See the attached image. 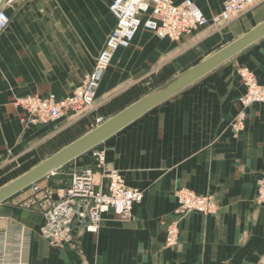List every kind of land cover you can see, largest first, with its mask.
<instances>
[{"label": "crops", "instance_id": "0c3cea01", "mask_svg": "<svg viewBox=\"0 0 264 264\" xmlns=\"http://www.w3.org/2000/svg\"><path fill=\"white\" fill-rule=\"evenodd\" d=\"M193 1L207 17L225 2ZM111 2L25 0L13 16L7 10L11 22L0 36V182L33 169L264 21L262 1L222 27H204L178 41L141 28L128 48L115 52L91 108L51 123L24 122L14 99H63L92 70L115 24ZM241 67L264 81V38L96 147L128 187L144 192L130 219L105 216L94 234L75 221L70 243L56 249L39 234L43 216L20 207L30 195L27 188L0 204V248L22 230L30 237L28 264H263L264 204L256 196L264 176V103L248 110L243 132L227 129L245 92ZM83 167L93 168L95 189L106 191L90 152L37 184L60 198ZM181 188L211 195L217 213L181 219L178 244L170 249L166 230L177 221L175 194Z\"/></svg>", "mask_w": 264, "mask_h": 264}, {"label": "built area", "instance_id": "2783aa9c", "mask_svg": "<svg viewBox=\"0 0 264 264\" xmlns=\"http://www.w3.org/2000/svg\"><path fill=\"white\" fill-rule=\"evenodd\" d=\"M18 1L6 0L0 8V36L11 22L7 8ZM262 1L225 0L220 12L207 17L193 0L180 3L172 0H112L109 11L115 21L114 27L92 70L81 84L63 99L53 94L27 95L14 99V105L25 113L24 122L27 124L51 123L66 114L75 115L93 106L100 79L115 52L128 48L141 28L159 39L178 41L183 35L204 27H222ZM237 73L245 92L237 100L238 110L227 125V129L234 134L245 130L248 110L256 104L264 103V81L260 82L247 67H241ZM100 123L98 119L97 124ZM90 154L94 168L107 181L106 191L95 189L93 168L83 167L72 175L70 186L62 197L56 199L52 189L35 183L28 187L29 197L20 203L21 208L37 211L43 216L44 222L39 234L53 248L63 249L70 243L75 221H78L84 233L94 234L99 231L105 216L128 220L132 217L134 207L143 201L144 192L128 187L121 173L109 167L102 151L94 148ZM175 196L177 221L167 227L165 237V246L170 249L178 244V223L181 219L192 213L204 216L217 213V205L211 195H199L190 189L181 188ZM256 201L264 204V176L257 182ZM29 246L30 237L22 230L12 242L3 240L0 264H28L24 254Z\"/></svg>", "mask_w": 264, "mask_h": 264}, {"label": "water", "instance_id": "95a60500", "mask_svg": "<svg viewBox=\"0 0 264 264\" xmlns=\"http://www.w3.org/2000/svg\"><path fill=\"white\" fill-rule=\"evenodd\" d=\"M6 0L0 1V8ZM264 38V21L259 25L204 59L157 93L145 97L111 119L101 123L87 134L64 147L33 169L0 188V204L22 192L49 174L62 168L131 125L159 104L193 85L207 74L236 57L242 51Z\"/></svg>", "mask_w": 264, "mask_h": 264}, {"label": "rangeland", "instance_id": "374dc122", "mask_svg": "<svg viewBox=\"0 0 264 264\" xmlns=\"http://www.w3.org/2000/svg\"><path fill=\"white\" fill-rule=\"evenodd\" d=\"M23 2H25V0H23ZM23 2L20 3V2L18 1V2H16V3L12 4L11 6H9V7L7 8L8 12L11 13L12 16H13V14L18 13V11L20 10V7H21V5L23 4ZM19 3H20V4H19ZM60 6H63V5H60ZM63 8H64V7H63ZM7 182H9V181H7L6 179L2 180V181L0 182V187L2 188V186H5ZM7 184H8V183H7Z\"/></svg>", "mask_w": 264, "mask_h": 264}, {"label": "bare ground", "instance_id": "6f19581e", "mask_svg": "<svg viewBox=\"0 0 264 264\" xmlns=\"http://www.w3.org/2000/svg\"><path fill=\"white\" fill-rule=\"evenodd\" d=\"M13 181V180H12ZM10 183V182H9Z\"/></svg>", "mask_w": 264, "mask_h": 264}]
</instances>
